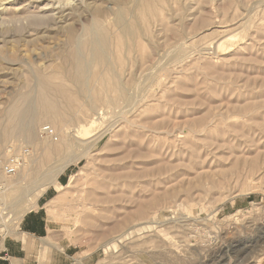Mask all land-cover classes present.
<instances>
[{
  "label": "rangeland",
  "instance_id": "obj_1",
  "mask_svg": "<svg viewBox=\"0 0 264 264\" xmlns=\"http://www.w3.org/2000/svg\"><path fill=\"white\" fill-rule=\"evenodd\" d=\"M1 211L30 264H264V0H0Z\"/></svg>",
  "mask_w": 264,
  "mask_h": 264
},
{
  "label": "crops",
  "instance_id": "obj_2",
  "mask_svg": "<svg viewBox=\"0 0 264 264\" xmlns=\"http://www.w3.org/2000/svg\"><path fill=\"white\" fill-rule=\"evenodd\" d=\"M60 186H63L60 184ZM29 218V221H28ZM36 215H27L22 224H24V232H17V236H24V234L32 237H38L44 233L42 227L37 223ZM33 254L28 251L24 239H13L10 237L0 238V264H30L33 259Z\"/></svg>",
  "mask_w": 264,
  "mask_h": 264
},
{
  "label": "bare ground",
  "instance_id": "obj_3",
  "mask_svg": "<svg viewBox=\"0 0 264 264\" xmlns=\"http://www.w3.org/2000/svg\"><path fill=\"white\" fill-rule=\"evenodd\" d=\"M158 7V6H157ZM117 20H118V22H119V26H120V29H121V33H125V31H128L129 32V29L126 27V26H124L123 24H122V22H121V17H120V15H118V17H117ZM97 34V33H96ZM103 34V33H102ZM101 34V35H102ZM131 36V35H130ZM135 37V36H134ZM102 40V39H101ZM225 41H223V42H221L219 45H218V48L219 49H224V45H225ZM110 45V44H109ZM93 54V53H92ZM99 55V54H98ZM103 59H104V57H103ZM121 82V81H120ZM44 110V109H43ZM18 117H19V121L21 120V121H24L25 120V118H26V112H23L21 115H18ZM94 124H96V122L95 121H93L92 122V124L89 126V127H86V126H83L82 127V129H80V132L82 133V136H87V135H89V134H91V132H92V128L94 127ZM94 129H95V127H94ZM108 130V129H107ZM107 130H105V131H102L101 133H100V135H99V138H102L105 134H106V131ZM99 133V132H98ZM8 135V134H7ZM89 148V147H88ZM70 161V160H69ZM68 164H69V162H66V163H64L62 166H60L58 169H55L54 168V170H52V171H49V172H47L46 173V175L44 176V180H45V182L42 184V185H48V184H50V183H52V182H54V179L56 178V176L57 175H59L60 173H62L64 170H65V168L68 166ZM41 185V186H42ZM41 190V189H40ZM43 191V190H42ZM36 193V192H35ZM33 194H34V192H33ZM33 196V195H32ZM34 197H35V194H34ZM29 200H31V199H29ZM22 212V211H21ZM25 212H26V210H23V212H22V214H25ZM21 214V213H20ZM20 214H19V218H20ZM8 215V212H5V211H1L0 212V225H3V226H6V219H5V217ZM22 216V215H21ZM2 229H4V228H0V231L2 230ZM238 246V245H237ZM226 252V251H225ZM237 254V253H236ZM220 257V256H219ZM216 261V260H215Z\"/></svg>",
  "mask_w": 264,
  "mask_h": 264
},
{
  "label": "built area",
  "instance_id": "obj_4",
  "mask_svg": "<svg viewBox=\"0 0 264 264\" xmlns=\"http://www.w3.org/2000/svg\"><path fill=\"white\" fill-rule=\"evenodd\" d=\"M21 165H22L21 157L16 154H13L3 164L2 170L8 177H11L19 171Z\"/></svg>",
  "mask_w": 264,
  "mask_h": 264
}]
</instances>
